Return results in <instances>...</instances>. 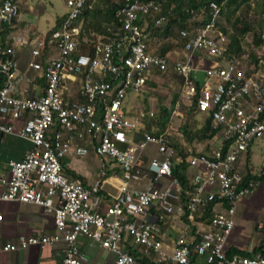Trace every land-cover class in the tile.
Masks as SVG:
<instances>
[{
    "label": "built area",
    "instance_id": "obj_1",
    "mask_svg": "<svg viewBox=\"0 0 264 264\" xmlns=\"http://www.w3.org/2000/svg\"><path fill=\"white\" fill-rule=\"evenodd\" d=\"M60 1L66 11L59 26L37 33L18 21L21 0H0V136L31 144L0 173V203L36 206L53 222L52 234L0 243V254L49 246L59 248L57 264H87L82 237L113 253V264H138L129 249L156 264H264L260 254L228 257L226 247L236 205L259 186L237 169L264 140V23L252 59L230 53L223 30L229 27L210 2L190 12V28L178 32L180 58L173 60L172 52L160 54L149 42L147 23L139 24L151 17L152 27L166 26L155 0H112L119 26L108 41L82 34L83 13L98 0ZM22 51L28 54L23 69ZM168 76L177 78L180 94L166 131L145 132L143 121L155 112L132 115L127 100ZM192 104L216 134L209 153L187 149L182 158L174 136H182ZM148 144L156 157L144 155ZM91 151L99 162L95 183L67 176L64 161ZM177 162L195 170L182 172L184 182L173 175ZM2 223L0 214V231ZM168 228L174 238H167Z\"/></svg>",
    "mask_w": 264,
    "mask_h": 264
},
{
    "label": "trees",
    "instance_id": "obj_2",
    "mask_svg": "<svg viewBox=\"0 0 264 264\" xmlns=\"http://www.w3.org/2000/svg\"><path fill=\"white\" fill-rule=\"evenodd\" d=\"M161 4L162 14L166 17L167 23L164 28H154L152 18H141L139 22L140 25H143L144 22L147 23L146 32L149 33V42L152 46L156 47L160 54H165L167 48L172 46L176 47L177 45L181 48V41L178 37V32L181 29L190 28L188 20L190 18V12L192 10H199L200 8L208 5L210 2H216L221 7V16L224 13V10L228 9L229 16L226 18V21L229 24V30L223 27L224 32L227 34L229 39V48L230 53L242 55L248 54L250 59H252L253 49L251 45L242 46V43H246V37L251 30H254L252 36L254 37V46H261L262 42L259 40L258 33L260 31L261 24L264 21L258 23V17L255 20V23L252 20H245V15L249 11H253L256 15L259 7L264 8V0L259 4L260 0H155ZM255 1V2H253ZM253 2L255 6L249 4ZM98 3H100L98 5ZM97 5L91 10H87L83 13L82 20V31L84 36H88L90 33H96L102 35L103 41H108L110 33L116 30L119 26L116 19L114 18V12L117 7V4L112 0H98ZM236 12H239L242 16H236ZM253 13V14H254ZM263 14V13H262ZM62 17L56 18L55 27H58L62 21ZM222 22V21H221ZM222 24H224L222 22ZM220 24V25H222ZM144 26V25H143ZM167 43V44H166ZM250 46V47H249ZM252 62V61H249ZM149 85L155 87L154 83L149 82ZM180 90L178 89L172 97L171 105L169 107L161 105L158 103L157 112L153 118H147L143 121V131L150 133L152 128H155V134H163L166 131L167 124L170 121L174 103L179 98ZM146 100L143 101L144 111L149 112V107ZM138 110L133 109L131 111L132 115H135ZM199 115V112L195 105L186 111L181 126V134L184 136L185 141L188 144L193 142H204L211 140L216 134L211 128L210 119H205L202 125H197L195 118ZM197 125V126H196ZM193 127H196L193 129ZM153 134V133H152ZM174 147L182 156L185 158L188 154L186 150H181L177 142H174ZM183 151V152H182ZM192 152H195V148L192 149ZM186 165L177 164L173 168V175L177 178H180V181L184 182V176L182 172L185 170ZM256 180L258 182H264V171L258 174H251L247 169L244 174V181ZM83 184L85 181L82 179ZM137 261H146L142 255L137 254L136 251H131ZM260 254L264 256L263 242L258 246V248L252 254H245L237 251H228L227 256L231 257L232 255H239L242 257H254L255 255Z\"/></svg>",
    "mask_w": 264,
    "mask_h": 264
},
{
    "label": "crops",
    "instance_id": "obj_3",
    "mask_svg": "<svg viewBox=\"0 0 264 264\" xmlns=\"http://www.w3.org/2000/svg\"><path fill=\"white\" fill-rule=\"evenodd\" d=\"M60 17V16H58ZM56 24V19L54 20L53 25ZM81 24H83V20H81ZM96 37H103L102 35L94 33ZM260 48V47H258ZM256 50V52H259ZM256 54V53H254ZM28 54L26 51H22L19 56L20 67L24 68L25 63L27 61ZM152 83V82H151ZM43 88V82L40 83ZM149 85V84H148ZM152 86V85H149ZM197 118V117H196ZM20 127V123H15L16 131ZM15 136L16 135H8ZM2 137L0 141L6 137ZM178 136H174V142H181L178 139ZM1 138V136H0ZM213 140H207L206 144H209L208 148H204L202 146L203 142H197V144H193V148L195 151H203V153L207 154L212 149ZM263 142V143H262ZM264 140L260 141L258 145L263 146ZM190 144H188L189 146ZM255 145V144H254ZM182 150L193 149L192 147H185L182 143ZM201 146V147H200ZM252 147V146H251ZM250 147L248 153L245 157L242 158L240 165L245 167V173L248 169L251 174H258L264 171V163L261 167L256 171L252 165L247 166V161L250 160L252 156V148ZM197 148V149H196ZM204 149V150H203ZM25 151L14 150L13 158L10 157L12 152H8L9 157L6 162H3L0 157V173L6 175L7 174V165L10 161H17L23 158ZM145 155V154H144ZM146 156V155H145ZM146 158H150L147 157ZM76 161V163H74ZM92 165V167L98 166L97 172H93L91 176L85 173L87 165ZM179 164L178 162L176 165ZM66 174L69 177H78L85 181L86 185H92L97 180V174L99 172V162L95 157L94 153L91 151L87 157L82 159H73V160H65L64 161ZM96 169V168H95ZM116 170V169H114ZM195 170L192 169V173ZM184 172H189L187 168H185ZM95 173V174H94ZM191 173V172H190ZM264 182H259V189H263L262 185ZM146 185V184H145ZM256 196V195H255ZM262 201H264V195L260 196ZM244 200V199H243ZM242 200V201H243ZM245 203L249 202L248 200L244 201ZM238 202L235 208V215L237 212V206L240 203ZM244 203V204H245ZM7 206L0 209V214L3 216L2 228L0 231V243H6L16 240L19 236H29L36 232H43L46 234L53 233V222L50 217L44 216L40 213V210L33 205L29 204H20V203H5ZM264 205V204H263ZM226 207V205L224 206ZM35 212L36 215L34 214ZM243 216H235V227L232 230L230 236L227 239L226 247L228 251H239L245 254H252L258 246L263 242L264 248V220L257 219L254 224L251 220H246L244 222ZM166 236L169 239L174 238L175 232L173 229L168 228L166 231ZM78 245L80 247L81 252L87 258V264H113L115 255L107 250L101 249L97 244L93 243L89 239L86 238H78ZM137 252V251H136ZM60 251L57 247H49L46 246L44 248L39 247H30L28 250L17 252V253H1L0 254V264H57L60 260ZM137 254L142 255L137 252ZM142 257H144L142 255ZM146 261H139L138 264H156L153 259H148L144 257ZM192 264H204L202 259H194Z\"/></svg>",
    "mask_w": 264,
    "mask_h": 264
},
{
    "label": "rangeland",
    "instance_id": "obj_4",
    "mask_svg": "<svg viewBox=\"0 0 264 264\" xmlns=\"http://www.w3.org/2000/svg\"><path fill=\"white\" fill-rule=\"evenodd\" d=\"M255 2V1H253ZM253 2H250L251 6H255ZM98 3V2H97ZM262 3V0L259 1V4ZM100 3H98L99 5ZM97 5V4H96ZM31 8V10H30ZM66 9L63 5V3L60 0H44V1H39V0H21V5H20V14L18 17V21L27 26L30 27L31 30H36L37 33H43L46 30H48L54 20L58 17L61 16L63 13H65ZM253 11H249L247 13V16L245 15V20H252L255 23L254 18L257 19L258 17V23L264 21V8L259 7L256 15ZM263 13V14H262ZM243 18V16L239 13L236 12V16H239ZM229 16L228 9L224 10V13L222 15V22L224 23L223 25L226 26L227 28L229 27L228 22L226 21V18ZM230 28V27H229ZM252 33H254V30H251L250 33L248 34V40L246 43H242L243 46H248L251 45L252 49L254 50L253 53L256 52V50H259V46H254V37L252 36ZM167 44V43H166ZM245 44V45H244ZM250 47V46H249ZM166 52H172L171 54L173 60H176L177 58H180L179 54V46L177 45L176 47L172 46L170 48H167ZM210 63L211 61L207 59ZM209 62L206 63L205 66L201 65L199 68L205 69L208 67ZM154 83V82H152ZM155 87L153 86H148V88L135 97V95H130L129 100H127V103L130 106H134L136 110H141L144 109L143 107V101L146 100L148 103L149 110H152L153 112H157V105L160 103L161 105L169 107L171 105V100L175 92L179 89L178 85V80L177 78L168 76V77H159L155 79ZM205 116L203 114L197 115L196 124L201 125L203 123ZM179 119L176 118L175 120L173 119L172 125L173 127L180 124ZM196 125V126H197ZM196 127H193L195 129ZM2 139V137L0 138ZM180 143L177 142L180 146V149L182 150V143L185 145V147H194L193 144H190L188 146V143L185 141L184 136H178ZM207 141H204L202 146L204 148H208L210 146L209 144H206ZM260 142L256 143L255 145H252V156L249 161H247L246 165L247 166H253L251 168H254V170H258L261 165L264 163V144L263 146L258 145ZM263 143V142H262ZM194 144H197V142H194ZM212 144H214L212 142ZM201 147V146H200ZM31 148V144L24 141L23 139L15 136H8L6 139H3L2 142L0 141V157L3 162H6V160L9 157L8 152H12L10 157L13 158L14 155V150H29ZM197 149V148H196ZM204 150V149H203ZM202 151V150H201ZM183 152V151H182ZM203 153V151H202ZM144 154L147 157H156L157 152L156 148L154 145L148 144L145 148ZM76 160V159H75ZM106 163H108L109 159H105ZM76 163V161H74ZM109 166V165H108ZM96 168V169H95ZM87 170H85V173L89 176L93 174V172H97L98 166L92 167V165H87L86 167ZM187 172L190 174L192 172V168H188ZM238 173L243 175L245 174V167L243 165H240L237 169ZM94 173V174H95ZM264 187V184L262 185ZM107 190H110L108 187H106ZM256 195V196H255ZM264 195V190L257 188L251 195L246 197L243 201L248 200L249 202L247 203H240L237 206V212L235 216H243L246 220H251L254 224V222L257 219L264 220V201H262L263 198L260 196ZM7 206L5 203H0V209L4 208ZM37 212L34 214L36 215ZM244 219V222L246 220Z\"/></svg>",
    "mask_w": 264,
    "mask_h": 264
}]
</instances>
